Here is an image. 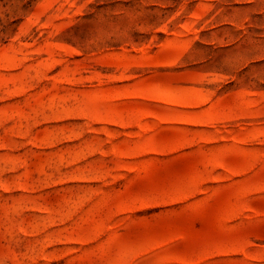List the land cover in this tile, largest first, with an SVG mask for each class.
<instances>
[{"label":"rangeland","instance_id":"rangeland-1","mask_svg":"<svg viewBox=\"0 0 264 264\" xmlns=\"http://www.w3.org/2000/svg\"><path fill=\"white\" fill-rule=\"evenodd\" d=\"M0 264H264V0H0Z\"/></svg>","mask_w":264,"mask_h":264}]
</instances>
